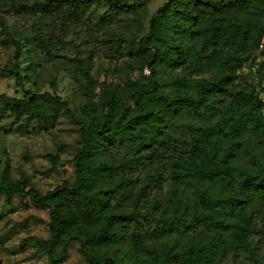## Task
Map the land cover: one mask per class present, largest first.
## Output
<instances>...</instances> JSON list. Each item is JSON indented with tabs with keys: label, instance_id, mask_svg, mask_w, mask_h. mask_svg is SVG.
<instances>
[{
	"label": "trees",
	"instance_id": "1",
	"mask_svg": "<svg viewBox=\"0 0 264 264\" xmlns=\"http://www.w3.org/2000/svg\"><path fill=\"white\" fill-rule=\"evenodd\" d=\"M42 16L44 28L35 46L50 53L59 46L81 59L88 29L102 38L129 28L132 7L124 0H0V28L6 36L21 32L11 18ZM104 39V40H105ZM152 60L183 72L220 67L226 72L213 82L170 81L130 85L134 112L123 117L117 99L105 94L101 114L86 102L87 120L79 128L80 149L74 157V184L58 188L33 186L23 176L16 186L5 178L0 195L28 196L33 204L50 207V238L46 256L59 264L77 241L89 264H121L100 260L105 248L126 239L143 256L141 264H264V167L249 151V139L264 140V118L258 93L230 80L260 49H264V0H165L152 17L149 37ZM260 87L264 60L255 70ZM90 87L82 97L89 100ZM20 114L22 102L0 96ZM119 114V117H116ZM192 116L211 120L207 126L189 123ZM220 142L242 146L248 164L216 192L199 195V209L188 215L163 204L171 181L193 177L213 181L228 162L218 154ZM115 147L125 156L104 157ZM233 148V147H232ZM233 149L228 151L232 154ZM217 206L233 212L229 230L211 245L205 237L221 225ZM109 213H106V212ZM104 221L102 226L100 223ZM181 241L155 244L162 237Z\"/></svg>",
	"mask_w": 264,
	"mask_h": 264
},
{
	"label": "rangeland",
	"instance_id": "2",
	"mask_svg": "<svg viewBox=\"0 0 264 264\" xmlns=\"http://www.w3.org/2000/svg\"><path fill=\"white\" fill-rule=\"evenodd\" d=\"M124 1L132 7L133 21L129 28L116 31L106 39L88 29L81 59L62 46L50 53H43L35 46L34 37L44 28L40 15L11 18L21 32L10 37L0 28V96L22 102L17 115L11 104L0 100V182L6 178L16 186L23 176L33 186L45 183L42 179L46 178L45 185L52 189L64 183L74 184L73 160L81 146L79 128L87 120L81 111L86 102L101 114L105 94L110 93L117 99L123 117L129 119L134 112L131 84L166 82L169 86L160 89L167 91L176 87L170 84L176 78L213 82L227 75L220 67L186 73L180 67L154 62L151 58L153 44L144 39L149 37L150 21L165 0ZM263 60L264 49H260L230 83L258 93L264 118V80L259 87L255 71ZM87 87L91 89V97L84 100L82 94ZM187 121L202 126L211 123L205 116H192ZM249 145L256 163L264 167V140L252 137ZM230 149L234 150L232 154H228ZM224 153L228 162L213 181L200 184L193 177L171 181L163 194L164 206L173 205L190 215L199 209L202 191L216 192L225 187L231 173L237 174L238 164H248L247 151L239 144L220 142L218 154ZM124 156L125 152L115 147L104 154L105 158L115 161ZM230 188L225 187L226 193L231 192ZM50 210V207L33 204L28 196L0 195V264H52L45 249L50 238ZM216 210L221 226L205 237L203 244L207 246L228 232L234 220L233 212L225 207L217 206ZM100 224L103 226L104 221ZM173 239L181 241L179 236L162 237L156 239L155 244ZM126 243L123 239L105 248L99 259L141 264L143 256ZM59 264L89 263L79 243L73 241L66 258Z\"/></svg>",
	"mask_w": 264,
	"mask_h": 264
}]
</instances>
